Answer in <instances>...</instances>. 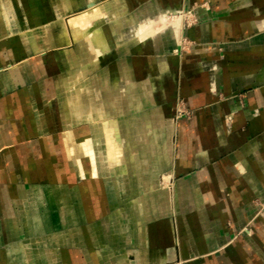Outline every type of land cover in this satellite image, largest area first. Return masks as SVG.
<instances>
[{"label": "crops", "instance_id": "1", "mask_svg": "<svg viewBox=\"0 0 264 264\" xmlns=\"http://www.w3.org/2000/svg\"><path fill=\"white\" fill-rule=\"evenodd\" d=\"M66 1L0 0V264H264V0H134L156 16L209 1L196 46L172 54L168 30L86 65L70 20L93 18L70 15L101 1ZM178 97L193 115L172 128ZM105 117L126 175L110 176L91 124Z\"/></svg>", "mask_w": 264, "mask_h": 264}, {"label": "bare ground", "instance_id": "2", "mask_svg": "<svg viewBox=\"0 0 264 264\" xmlns=\"http://www.w3.org/2000/svg\"><path fill=\"white\" fill-rule=\"evenodd\" d=\"M101 5L99 7L92 6L87 11H80L78 18L82 20L86 14L92 15L93 27L86 32H79L75 30L74 25L76 21L70 20L72 24V33L76 44L79 47V56L84 60L82 65L85 63L93 62L98 55L105 52L111 47L120 48L126 43L136 47L139 43L145 39L150 38L154 44L159 48L161 46V39L163 33L168 30H174L176 21L174 23L167 22V17L173 8L163 9L158 12V15L151 12L152 6L143 5L139 8L136 7L135 11H129V6L134 4V0H100ZM56 6L60 9L66 7V0H53ZM81 0H75V3L80 4ZM96 2V0H89V3ZM176 10V9H175ZM155 12V11H154ZM176 22V23H175ZM125 42V43H124ZM123 43V44H122ZM91 66V65H88ZM86 66V67H88ZM86 67H79L71 72V78L76 80H83L86 72ZM119 89V88H117ZM123 90V89H122ZM118 91V90H117ZM141 94L146 95V87L141 88ZM80 101V100H79ZM83 102V101H81ZM78 102L77 109L80 112L82 103ZM114 107L115 103L111 104ZM117 106V102H116ZM70 110H75V104L70 102ZM157 114L156 109L146 112L144 116L150 119L154 123L152 116ZM100 123L104 128L106 134V148H107V167L115 168L117 173L126 175V168L123 160L122 149L120 141L118 139V122L114 118H101ZM175 123V122H174ZM138 126L144 131L147 129L148 124L144 123V118L140 122H137ZM171 126L174 124L171 120ZM68 143L71 145L72 135L67 134ZM89 145V137L81 140ZM90 146V145H89ZM97 156V152H93ZM94 170L99 171V166L94 165ZM125 184V183H124Z\"/></svg>", "mask_w": 264, "mask_h": 264}, {"label": "rangeland", "instance_id": "3", "mask_svg": "<svg viewBox=\"0 0 264 264\" xmlns=\"http://www.w3.org/2000/svg\"><path fill=\"white\" fill-rule=\"evenodd\" d=\"M86 7H87V5L84 8H81L80 10H78L77 12H74L70 16L75 15L82 10H85ZM205 8L210 9L209 1H205L203 3L192 5L191 7H188L186 9H176V10L173 9L170 12V15L167 17V22L174 23V21H176L177 24L174 27V31L172 32L173 33L172 35L171 34L168 36L164 35L165 40H163V46L162 47L168 48L171 45V42L174 40V46L171 45L173 47H170L172 54H174L176 56H182L185 53L190 52L196 46L197 42L188 36L187 31L191 27H194L195 25H197L199 23V21H200L199 15L201 13V12L199 13V10H203ZM68 19H67V21H68ZM67 21L65 20L66 24H67ZM148 39L150 40V38H148ZM214 87H215V84H214ZM240 96H241V98H243L242 97L243 94H240ZM192 115H193V109L188 107V105L186 104L183 97H178L175 101V105L173 108V116L171 118L173 124H174V122L177 123L181 119H189L192 117ZM231 118H232L231 114L227 115V122L228 123L231 122ZM92 123L93 124H99L100 119H98V120L93 119L91 121V124ZM109 169H110L109 172L111 173L110 176L117 174V172L115 171V168H113V166H111V168H109ZM157 185H158V187H156V188H161V189H165L166 191L172 192L175 183H174L173 178L171 177L170 174H164L161 176L160 182ZM242 230L244 231V233L246 234L247 237L253 236V231L249 227H243Z\"/></svg>", "mask_w": 264, "mask_h": 264}]
</instances>
